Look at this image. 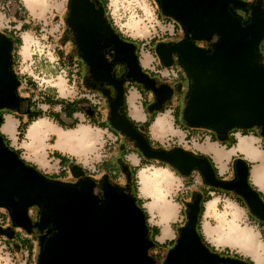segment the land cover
Segmentation results:
<instances>
[{
	"label": "water",
	"instance_id": "water-1",
	"mask_svg": "<svg viewBox=\"0 0 264 264\" xmlns=\"http://www.w3.org/2000/svg\"><path fill=\"white\" fill-rule=\"evenodd\" d=\"M158 1L160 14L177 20L190 38L170 46L160 42L155 47L163 66L172 65L173 54L177 53L188 75L189 89L180 121L187 127L224 132L264 127V60L260 51L264 40L263 0L249 5L246 20L229 8V4L246 7L248 2L244 0ZM103 14V8L96 9L90 0H70L66 20L78 37L74 40L78 56L91 77L115 88V97L109 104L110 125L134 140L144 157L163 161L183 175L197 169L205 183L242 194L250 211L264 219V201L249 183V168L244 160L236 162L235 181L219 180L206 157L195 156L182 147L170 151L152 148L126 114L119 111L124 103V79L114 77V62H125L126 78L154 93L156 110L170 99L174 89L180 90L181 84L176 88L158 84L142 69L137 43L123 40L108 27ZM214 35L219 37L216 43L212 42ZM195 41H207L209 46L199 47ZM14 44L11 37L0 32V112L23 111L26 106L17 93L18 77L11 69ZM107 47L113 50L114 62L104 55ZM2 120L0 114V125ZM20 157L0 135V207L7 208L12 223L28 234L33 225L49 226L42 235L45 240H40L36 264H156L151 253L156 243L149 235L145 210L136 198L110 186L107 177L99 182L101 195L93 196V180L83 176L78 165H73L71 172L80 181L69 183L43 175ZM122 167L130 180L127 166ZM201 197L198 192L187 204L186 222L161 264H248L220 255L203 242L196 228ZM31 207L38 209L34 222L28 214ZM6 233L13 236V230Z\"/></svg>",
	"mask_w": 264,
	"mask_h": 264
},
{
	"label": "crops",
	"instance_id": "crops-1",
	"mask_svg": "<svg viewBox=\"0 0 264 264\" xmlns=\"http://www.w3.org/2000/svg\"><path fill=\"white\" fill-rule=\"evenodd\" d=\"M70 1V0H69ZM0 3H7V0H0ZM18 0H13L9 9L5 10V14L3 17H0V24H9L11 23L12 31H8L5 29L2 33L8 35L12 39H18L21 41V44L17 47L15 46L12 51V55H16L17 58L21 61V58L25 61V63L29 60L35 58L36 62H38L39 74H43V71L46 68H43L44 62L50 60L51 62H55L56 58L59 57V65L63 68L69 69V77H71V86L68 91V95H61L58 91V88L53 86L51 83L44 81V78H41V81L37 80L35 82L31 81V79L24 77L19 79V84L22 86L23 91L26 93V99H21L26 102V106L23 111H17L15 113L2 114L3 120L0 125V132L4 134L9 140V144L11 147L12 140L16 137L18 131V125L21 122L30 121L32 117H35L37 111L41 112L37 108V104H40V107L43 108V112H41V116L47 113L49 116L54 117L55 121H59L63 127L74 126L70 123L73 113H82L79 117L81 121L87 118L93 125H98L99 129H107L112 138L115 140L114 144H110L109 150H117L119 152V159H115L114 162H110L105 160L102 165V168L105 170L101 175L102 179L107 177L111 181H116L120 179L127 180V185H129V180L127 178V174L123 170V165L127 166L128 171L131 173L133 169L137 168V166L141 163V159H143V155L139 152V149L135 145V142L131 139L127 138L125 135L121 134L119 131L115 130L109 123V114L110 107L108 103L107 96L102 95L98 89L92 87V85H87L84 82V76L88 74L87 66L85 63L81 61V59L73 53V45L71 43V39H68L65 35H61L58 41L53 42V38L56 36L57 32L67 33L70 30V27L67 24V17L69 13V3L67 5V13L63 15L51 16V8L59 9L61 5L56 2V0H52V4L50 7H45L44 9H40L38 7L32 8L34 15L39 17L40 24L30 25L28 23H24L20 32L18 33L15 29L17 26V22L24 21L28 19L27 12L23 10L22 6L20 10H17ZM41 24L43 25V32L41 29ZM32 29L30 31L29 29ZM178 34V36L182 33V30L178 28L176 25H171L170 27L165 28V31L162 34L170 33L173 31ZM30 34L33 38V43L29 48V53L24 55L22 53V45L24 43V35ZM46 37L45 39H41V37ZM160 35H157L159 38ZM165 36V35H164ZM178 36L172 37V35H167L165 38L161 40H175ZM156 37L155 35L152 36ZM161 40L153 42L150 39V44L145 47L144 45L138 44L137 42V55L142 66V69L147 72L151 77L155 78L157 83H164L169 85L170 87L176 88L178 84H181L180 90L174 89L173 95L170 97L168 101H166L162 108L156 110L153 107L155 102L154 93L146 88L139 87L133 80H128L124 84L125 94H124V103L119 107V111L126 114V116L133 122V124L137 127H141L143 129V135H148V138L151 142V147L161 148L165 150H172L176 146L173 144L170 148H165L163 146L164 140L166 137H175L178 139L179 144L183 145V149L187 152L194 154L195 156L206 157L210 162L213 163V167L217 171V176L219 178H226L223 173L231 171L230 166L235 159L236 153H243L249 157L250 160L255 161L257 159V153L254 155H248L244 151H240L237 148L239 137H247L251 140L252 147L255 149L254 144L255 141L252 139V136H259L254 129L248 130L243 135H237V133H242L241 130L235 131L230 130L225 134V136L220 137L217 135V132H213V130L204 128V127H187L177 118V111L180 107V95L183 96V100L188 91L189 79L185 71L181 68L178 62H173L171 65L177 71V77H167V78H159V73L157 70H161L162 73L167 74L171 67H166L161 64L159 55L155 52V47L160 43ZM15 43V42H14ZM157 43V44H156ZM51 48L53 52H55V56L45 54V48ZM38 53H37V52ZM33 54H38L39 57H36ZM46 58H49L46 60ZM18 61V60H17ZM24 67L28 66L25 64ZM15 71V70H14ZM13 72L18 77L19 75ZM20 77V76H19ZM51 77V76H50ZM51 79H53L51 77ZM66 80V79H65ZM69 81V80H67ZM39 87V91L37 92V88ZM78 89L80 91L83 90H91L93 93H99V97L97 99L100 100V103H94L93 98L89 99H76L74 103H70L69 100L76 97L78 94ZM144 91V92H143ZM54 92L58 93L55 94ZM179 92V94H177ZM35 93V99L29 98L32 94ZM43 96V100H40V97ZM69 96L70 98H68ZM25 97V96H24ZM30 101V104H29ZM50 106H54V110H50ZM62 106V108H61ZM134 110L135 113H134ZM159 116H165L164 118H160L162 121L159 125H156V120ZM7 117L12 122V125L9 129H3V125L7 120ZM40 117V116H39ZM159 119V118H158ZM151 120L150 124L147 128L144 127V121ZM32 123V122H31ZM54 124V122H51ZM157 126V127H156ZM28 128V125L27 127ZM161 130V131H160ZM154 131L156 135H154ZM160 133V134H159ZM159 134V135H158ZM104 133L102 132L103 136ZM24 138V134L22 138ZM159 139L160 142L157 143L156 140ZM148 141V140H147ZM187 141H191V147H189ZM150 144V143H149ZM13 148V147H12ZM63 150L59 149L54 152V156L48 162V166L55 171L57 168L64 169L61 171L60 175H53L52 177L56 180L69 182L74 181L79 177L73 176L71 172V167L75 165L72 161L68 160L61 153ZM256 151V150H255ZM134 153V154H130ZM220 153V154H219ZM255 156V157H254ZM126 157V159H125ZM221 157L220 162L216 159ZM216 158V159H215ZM62 159V161H60ZM156 160H153V163ZM165 166H170L166 164ZM172 167V166H171ZM172 169L177 173L178 176L182 177L187 185L192 188V191L184 192L181 194L180 199L183 201V211L180 215L183 217V223H177L170 226V220L176 215V205L171 202H160L156 201L155 197L153 198V203L145 206V201L140 199L141 205L143 206L146 214H147V222L151 229L153 240L156 242V252L159 255H163L168 248L175 242L178 237L179 230L184 225V221L186 219V207L187 201L192 199L194 194L198 192H205L208 190L209 193H216L218 191L209 187L211 185L202 183L201 175L199 174L197 169L191 170V172L187 175H183L179 173L175 168ZM256 167H252L249 165V177L255 182L253 177V170ZM258 169V168H257ZM83 176L92 177L94 174L86 172L84 169ZM137 172V171H136ZM136 175V173H135ZM262 181L264 184V174L262 175ZM261 184L260 182H256ZM178 184V182H177ZM204 184V185H202ZM207 184V185H206ZM264 194V192H262ZM148 193L145 192V195ZM225 194V193H224ZM208 201V200H207ZM205 204V203H204ZM210 212L215 214L216 209L211 207ZM204 214V210L202 212ZM199 225L201 229V223L203 220V215H201ZM152 221L151 223L149 221ZM202 232V231H201ZM21 243L15 244V249L19 252L22 249ZM255 256V252L251 253ZM258 257V254L256 256Z\"/></svg>",
	"mask_w": 264,
	"mask_h": 264
},
{
	"label": "clouds",
	"instance_id": "clouds-1",
	"mask_svg": "<svg viewBox=\"0 0 264 264\" xmlns=\"http://www.w3.org/2000/svg\"><path fill=\"white\" fill-rule=\"evenodd\" d=\"M61 5L59 9L51 8V16L63 15L67 13V5L69 0H56ZM251 2V0H250ZM13 0H7V3H0V17H3L5 10L9 9ZM52 0H18L17 10L21 9L27 12L28 19L17 22L16 31L21 34V28L24 23L30 25L40 24V19L34 15L30 5H43L50 7ZM151 9L149 13L147 10ZM158 9L155 5V0H107L106 10L103 14V19L106 21L109 28L114 30L120 35L126 36L131 40L139 41L138 47L144 45L147 47L150 44L152 34L160 35L158 25L149 22L148 16H156ZM12 31L11 23L0 24V32ZM43 32V25L41 24ZM32 31V29H29ZM65 35L68 39L77 40L76 33L70 30L67 33L57 32L53 38V42L58 41L61 35ZM165 35H174L173 31L165 33ZM46 37H41L45 39ZM219 37L214 35L212 42L216 43ZM78 54L79 49L73 46L72 49ZM21 67L17 70L18 74L25 75L28 78L34 79L37 75L35 70L29 71L24 67L25 61L21 58ZM33 64L36 61H32ZM59 78L63 76L66 80H71L69 77V69L63 68L59 65V57L55 62H49V67L43 71L40 78ZM35 82V81H34ZM71 86V84H70ZM39 87L37 88V92ZM22 98L23 93H19ZM93 98L94 103H100L99 93H93L91 90L80 91L75 98L70 99V103H74L76 99H89ZM35 99V93L31 97ZM43 100V96L40 97ZM23 107V105H21ZM37 108L43 112L40 104ZM62 108V106H61ZM50 110H54V106H50ZM82 113H73L70 123L74 126L63 127L59 121H55L54 117L49 116L47 113L38 117L28 125L24 131V138H20V133L17 131L16 137L12 140L11 147L21 153L20 159L26 163L34 165L37 170L43 175H59V172L64 170L57 168L53 171L48 162L54 156V152L59 150L58 145L63 140L67 143L68 147L62 151V155L86 172L93 173L91 177L93 180L92 195H101L98 187L102 179V173L105 171L102 168L105 160L114 162L119 159V152L115 149L109 150L110 144H114L115 140L112 138L111 133L107 129H100L104 133L103 136L97 138L95 135L98 125H93L85 118L83 121L79 119ZM54 122L53 129L44 128L41 130L39 136L31 135L32 128L41 124L43 121ZM27 123V121H25ZM147 123V121H144ZM57 129L63 135H59ZM90 130V131H89ZM256 132L262 133L259 136H252L255 141L254 147L257 153L255 161L250 160L249 157L243 153H236V159H242L249 163L252 167L260 169L264 174V127L257 125ZM243 135V133H237ZM160 142L159 139L156 140ZM191 147V141H187ZM173 144L178 147H183L175 137H166L163 146L170 148ZM134 154V153H130ZM126 159V157H125ZM219 172V169L217 170ZM226 178H230L231 173H223ZM88 179V177H82ZM135 190H129L127 187V180L120 179L116 181L109 180L108 183L113 188L119 189L123 195L145 201V206L153 203V198L160 202H171L176 205V215L170 220V226L177 223H183V217L180 213L183 211V201L180 199L181 194L184 192L192 191L184 179L177 175L171 166H165L159 160L151 164H144L142 161L137 166V172L134 177ZM178 182V184H177ZM251 187L258 192H264V184L254 182L251 177L249 178ZM145 192L148 194L145 195ZM210 199L204 204V214L201 223V231L203 235V242L209 245L216 252H224L228 250L233 255H240L244 259L251 261V264H264V230L260 229L259 225L252 224L247 219V209L243 208L236 200H233L227 195H219L217 193H209ZM210 206L216 209V213L210 212ZM152 222L151 220L149 221ZM255 252L256 256L251 253ZM25 257L27 253L24 254ZM150 255V252H149ZM0 264H21L19 258H14L13 253L6 252L0 254ZM22 264H27L26 259Z\"/></svg>",
	"mask_w": 264,
	"mask_h": 264
},
{
	"label": "rangeland",
	"instance_id": "rangeland-1",
	"mask_svg": "<svg viewBox=\"0 0 264 264\" xmlns=\"http://www.w3.org/2000/svg\"><path fill=\"white\" fill-rule=\"evenodd\" d=\"M248 1H250V0H248ZM251 1H253V0H251ZM106 5H107V0H106V4H105V10H106ZM155 5H156V7H157V9H158V11H157V13H156V16L155 17H153V16H151V15H149L148 16V20H149V22L150 23H152V24H154V25H158L159 26V30H160V35H163L162 33L165 31V28H168V27H170V29H171V23H169V21H171V19H173V18H171V17H168V18H164V16H162L161 14H160V12H159V7H160V5H159V1L158 0H155ZM30 7L31 8H34V7H38V8H40L41 10L42 9H44L45 8V6H43V5H30ZM149 13L151 12V9H148L147 10ZM153 35H155L156 37H157V35L155 34V33H153L152 34V36ZM125 38H127V39H129L128 37H126V36H124ZM162 38H165V36H160L158 39H157V41L158 40H161ZM131 40V39H130ZM132 41H134V42H139V41H136V40H132ZM33 43V38L31 37V35L30 34H25L24 35V43H23V45H22V53L24 54V55H27L28 53H29V48H30V46H31V44ZM37 52V51H36ZM45 54H47V55H51V53H52V55H54L55 56V52H53V50L50 48H48V47H46L45 48ZM38 53V52H37ZM36 57H39V55L38 54H36L35 55ZM32 59H34L35 60V58H33L32 57ZM47 59H49V58H46V60ZM18 60V61H17ZM31 59H29L25 64L28 66V69H29V71H33V70H35L36 72H37V75L35 76V78L39 81H41V75L42 74H39V66L37 65L38 64V62H36L35 64H30L29 63V61H30ZM36 61V60H35ZM21 61L17 58V56L15 55L14 56V54L12 55V63H11V69H12V71L13 72H15V71H17L20 67H21V63H20ZM49 62H51L50 60H47V62H44V63H42L43 64V68H48L49 67ZM25 64H24V66H25ZM15 70V71H14ZM17 74H18V71L16 72ZM19 76V79L21 78H24L25 77V75H20V74H18ZM32 81V80H31ZM44 81L45 82H47L48 81V83H51L53 86H55V87H57L58 88V91H59V93L61 94V95H68L67 93H68V91L70 90V84H71V80H69V81H67V80H65V78L63 77V76H60L59 78H53V79H51V77L50 76H48L47 78H44ZM34 82V81H33ZM23 93V96H25V98L24 99H26V93L23 91V88H22V86L19 84V82H18V85H17V93H18V95H19V97L21 98V95L19 94V93ZM144 92V91H143ZM55 94H58V93H56V92H54ZM177 94H179V92H177ZM68 98H70L69 96H67ZM182 104H183V96H181L180 95V107H179V110L177 111V118H179V114H180V111H181V108H182ZM135 111L136 110H134V113H135ZM2 112V111H1ZM1 112H0V114H1ZM17 112V111H16ZM8 114V113H12V112H9V111H3L2 112V114ZM13 113H15V112H13ZM164 118L165 116H159L158 118L160 119V118ZM157 118V119H158ZM31 124V123H30ZM49 124V125H48ZM12 125V122L10 121V119L7 117V120H6V122L4 123V125H3V129H9L10 128V126ZM40 126H41V128L40 129H38L37 131H36V133H35V135H33L34 137L35 136H39V134H40V132H41V130L42 129H44V128H47V129H50L51 130V128L53 129L54 128V124L53 123H51L50 121H47V120H45V121H43L41 124H39ZM52 126V127H51ZM252 129H255V128H252ZM161 131V130H160ZM160 134V133H159ZM158 134V135H159ZM95 135H96V137L97 138H99V137H101V135H102V132L100 131V129L98 128L97 130H96V132H95ZM154 135H156V133H155V131H154ZM157 136V135H156ZM59 148V147H58ZM59 149H62V150H64V148H59ZM220 154V153H219ZM216 159V158H215ZM220 159H221V157H219V158H217L216 160L217 161H219L220 162ZM48 177H51L52 175H47ZM202 181V183H204L203 182V179L201 180ZM202 185H204V184H202ZM217 194H219V195H227V196H229V197H231V195H229V193L228 192H225L224 190H218V192H216ZM225 193V194H224ZM196 197V194H194L193 196H192V199L193 198H195ZM232 198V197H231ZM192 199H189L188 201H187V204L188 203H190L191 201H192ZM242 206V205H241ZM243 208H245V209H247L245 206H242ZM32 208V207H31ZM7 209V208H6ZM188 210V208L186 207V211ZM6 213H7V215H8V217H10V213H9V211L8 210H6ZM35 214V213H34ZM203 215V214H202ZM201 219H202V217H201ZM247 219L249 220V221H251V223L252 224H256L257 225V222L255 221V219L249 214V212H248V210H247ZM184 224H185V221H184ZM261 225H259V227H260ZM5 229H9V230H13L14 231V237H13V239H12V237L11 238H7L6 236H2V235H0V254H6V252H11V253H13V255H14V258H16V257H18L19 258V261L21 262V264H22V262L26 259V257H25V253H27V251L25 250V248H24V246H22V249L23 250H20L19 252H17L16 251V249H15V244H19V243H21L22 241L15 235V234H17V233H19L20 234V236L22 237V238H28V239H32V244H33V249H32V256L28 259V260H26L27 261V264H35V261H36V254H37V252L39 251V249H40V241L37 239V237H36V235H34V234H28V233H26L22 228H20V227H17V226H15L12 222H9L8 223V226L5 228ZM260 229H262V230H264V228H261L260 227ZM172 246V245H171ZM156 249H157V247H154V248H152L151 249V253L155 256V258H156V264H161L162 262H163V259H164V255H165V253L163 254V255H159L157 252H156ZM169 249V248H168ZM167 249V250H168ZM166 250V251H167ZM223 253H226V252H223ZM228 254H231L229 251L227 252ZM231 255H233V254H231Z\"/></svg>",
	"mask_w": 264,
	"mask_h": 264
},
{
	"label": "flooded vegetation",
	"instance_id": "flooded-vegetation-1",
	"mask_svg": "<svg viewBox=\"0 0 264 264\" xmlns=\"http://www.w3.org/2000/svg\"><path fill=\"white\" fill-rule=\"evenodd\" d=\"M91 2H93V4H94V7L97 9V8H99L100 6L103 8V11L105 12V3H104V0H90ZM244 1H247L248 2V4H247V6L246 7H244V8H241V7H233L232 6V4H229V8H231V10H232V12H234L236 15H238V16H240L241 17V19H244V20H246L247 19V11H248V7H249V5L254 1H248V0H244ZM263 3H264V0H263ZM159 5H160V3H159ZM160 8V7H159ZM68 15H69V13H68ZM172 18V17H171ZM173 20H174V25H176L178 28H180L181 30H182V33L178 36V38L177 39H175V40H161L160 42H163V43H166L168 46H170V45H174V44H178V43H180V42H183V41H186V40H188V39H190V38H187L186 37V33H185V31H184V29H183V27H182V25L177 21V20H175L174 18H173ZM68 24V23H67ZM70 31L72 32V29L70 28ZM119 36L123 39V40H130V39H127V38H125L123 35H120L119 34ZM130 41H132V40H130ZM71 43H72V45L73 46H75L76 47V43H75V41L74 40H71ZM157 43H159V42H157ZM156 43V44H157ZM197 46H199V47H202V48H207L208 46H209V42H207V41H195L194 42ZM15 46H16V44H14V48H15ZM14 50V49H13ZM12 50V51H13ZM103 52H104V55H105V57L107 58V60H109V61H112V62H114V53H113V50L111 49V48H104V50H103ZM73 53H75L74 51H73ZM11 54H12V52H11ZM75 55H77L78 56V54L77 53H75ZM79 57V56H78ZM80 58V57H79ZM81 59V58H80ZM81 61L83 62V63H85L82 59H81ZM173 62H178V64L181 66V68L184 70V68H183V66L181 65V63H180V58H179V56H178V54L177 53H174L173 54ZM86 65V64H85ZM87 66V65H86ZM87 70H88V67H87ZM185 71V70H184ZM127 72V66H126V63L125 62H123V61H119V62H114V70H113V75H114V77L115 78H117V79H124V81H123V85L125 84V82L126 81H128V80H130L129 78H126V76H125V73ZM185 73H186V71H185ZM187 74V73H186ZM187 77H188V75H187ZM189 79V78H188ZM84 82L87 84V85H92V87L93 88H95V89H98L99 90V92L102 94V95H104V92H107V98H108V103L110 104V102H111V100H113L114 99V97H115V88H114V86L111 84V83H109V82H106V81H100V80H94L92 77H91V75H90V73L88 72V74H86L85 76H84ZM133 82L134 83H136L139 87H141V88H144V86L142 85V84H140V83H138V82H136V81H134L133 80ZM188 89H189V87H188ZM105 96V95H104ZM106 97V96H105ZM121 107V106H120ZM135 128L137 129V131L138 132H140L141 134H143V129L141 128V127H137V126H135ZM255 130V129H254ZM230 130H228L227 132H229ZM213 132H217V135L218 136H220V137H223V136H225V134L227 133V132H224V131H215V130H213ZM256 132V131H255ZM258 133V132H257ZM132 141H134V140H132ZM152 148H155V147H153L152 146ZM140 152V151H139ZM237 160H239V159H233V161H232V163H231V166H230V169H231V171H230V173H231V176H230V178H219V177H217L219 180H222V181H235L236 179H237V170H236V162H237ZM245 164L248 166V168H249V163H247L246 161H245ZM199 172V171H198ZM200 174V173H199ZM201 175V174H200ZM201 178H202V176H201ZM203 179V178H202ZM80 181V178L78 179H76V180H74V181H69V183H78ZM128 187H129V185H128ZM214 187V186H213ZM216 188H218V189H220V190H224L225 192H228L229 193V195H231V197H232V199L233 200H236L240 205H242V206H245L246 208H247V210H248V212H249V214L255 219V221L257 222V225H261L260 227L261 228H264V219H261V218H259L258 216H256V215H254L251 211H250V208H249V206H248V204H247V202H246V200H245V198H244V196L242 195V194H240V193H237V192H235L234 190H232V189H224V188H221V187H216ZM258 192V191H257ZM259 196L261 197V199L264 201V194L262 193V192H259ZM8 210V209H7ZM33 212H32V214H29V217H30V219H31V221L32 222H34L36 219H37V212H38V209L36 208V207H33ZM35 213V214H34ZM0 227L3 229V230H5V232H3V233H0V235H2V236H6L7 238H11L12 236H9L6 232H8V231H10L9 229H5L2 225H0ZM49 227V226H48ZM48 227L47 228H42V227H37L36 225H33L32 226V231H31V233L30 234H34V235H36V237H37V239L40 241V240H45V237L44 236H42V235H45L46 234V231H47V229H48ZM13 235H14V231H13ZM41 236V237H40ZM40 237V238H39ZM166 253V252H165ZM220 255H224V256H230V257H232V258H237L238 256H236V255H231V254H228V253H223V252H218ZM239 259V258H238ZM240 259H242V260H244L245 262H247L248 263V261L246 260V259H244V258H240ZM224 264H227V263H224ZM249 264V263H248Z\"/></svg>",
	"mask_w": 264,
	"mask_h": 264
},
{
	"label": "trees",
	"instance_id": "trees-1",
	"mask_svg": "<svg viewBox=\"0 0 264 264\" xmlns=\"http://www.w3.org/2000/svg\"><path fill=\"white\" fill-rule=\"evenodd\" d=\"M104 3L106 4V0H104ZM164 18H168V17H164ZM165 36H167V35H165ZM178 36V34L175 32L174 33V35H172V37H177ZM157 39H158V37H153V38H151V40L153 41V42H155V41H157ZM14 40V42H15V44H16V47L18 46V45H20L21 44V41L20 40H16V39H13ZM260 51H261V54H262V56H263V60H264V40L262 41V43L260 44ZM18 80H19V77H18ZM29 104H30V101H29ZM3 112V111H2ZM2 112H1V114H2ZM41 114V112H38L37 111V113H36V115H35V117H32L31 119H30V121H28L27 123H25V122H21L20 121V123H19V125H18V131H19V133H20V138H22V135L24 134V131H25V129H26V127H27V125H29L32 121H34V120H36L39 116H41L40 115ZM150 122H151V120H147V123H144V127L145 128H147L148 127V125L150 124ZM2 123V122H1ZM232 130H235V131H238V130H241L242 131V133L243 134H245L248 130H243V129H232ZM0 135H1V137H2V139H3V142H4V144L5 145H7L8 146V144H9V140L7 139V137L4 135V134H2L1 132H0ZM145 138L148 140V142L150 143V145H152L151 144V142H150V140H149V138H148V135H146L145 134ZM16 151V150H15ZM19 155H21V153L20 152H18V151H16ZM153 160H156V159H149V158H146V157H143V159H141V161L144 163V164H151V163H153ZM60 161H62V159L60 160ZM157 161V160H156ZM160 161V160H159ZM210 161V160H209ZM160 163L162 164V165H166L167 163H165V162H163V161H160ZM212 165H213V163L212 162H210ZM29 165H31V164H29ZM32 167H34V168H36L34 165H31ZM174 168V167H173ZM136 171H137V168H135V169H133V171H132V178H131V180L129 181V187L132 189V190H135V187H136V185H135V182H134V177H135V173H136ZM214 171H215V174H216V176H217V170H216V168H214ZM60 173H61V171L59 172V175H60ZM53 176V175H52ZM50 177V178H53V177ZM218 177V176H217ZM54 179V178H53ZM207 185V184H206ZM209 187H211V188H213L214 190H216V191H218V190H220V189H218V188H216V187H213V186H209ZM208 191H211V190H208ZM208 191H205V192H201V194H202V197H201V210H200V213H199V218H198V221H197V223H196V228H197V231H198V233H199V235H200V237L202 238V240H203V235H202V232H201V229H200V225H199V221H200V218H201V215H202V212H203V210H204V203L207 201V200H209L210 199V196H209V192ZM259 193V192H258ZM137 200V203L139 204V205H141V201H140V199H136ZM144 209V208H143ZM146 213V212H145ZM146 217H147V214H146ZM185 222H186V219H185ZM147 227H148V230H149V235H150V237L153 239V236H152V232H151V229H150V227H149V225H148V222H147ZM22 242H21V245H23L24 246V248H25V250L27 251V256H26V260H28L31 256H32V249H33V244H32V239H28V238H22L21 236H20V234L19 233H17V234H15ZM13 237L14 236H12V239H13ZM156 243V242H155ZM157 246V245H156ZM207 246H209V245H207ZM210 247V246H209ZM210 249L212 250V251H215V249H212L211 247H210ZM224 252H228V250H225ZM236 256H238L237 258H243L242 256H240V255H236ZM157 258V257H156ZM248 261V263L249 264H251V261H249V260H247ZM35 264H36V261H35Z\"/></svg>",
	"mask_w": 264,
	"mask_h": 264
},
{
	"label": "bare ground",
	"instance_id": "bare-ground-1",
	"mask_svg": "<svg viewBox=\"0 0 264 264\" xmlns=\"http://www.w3.org/2000/svg\"><path fill=\"white\" fill-rule=\"evenodd\" d=\"M162 120L161 119H157L156 120V125L158 126L159 123L161 122ZM49 125V124H48ZM156 126V127H157ZM52 127V126H51ZM41 126L40 125H37L36 127L32 128L31 130V135H35L36 131L38 129H40ZM52 129V128H51ZM90 131V130H89ZM57 132L59 135H63V133H60L59 130L57 129ZM59 148H64L66 149L68 147L67 143L65 141H61L60 144L58 145ZM237 148L240 150V151H244L246 154L248 155H254L256 154V151L255 149L252 147V144H251V140L247 137H239V142H238V145H237ZM62 150V149H61ZM255 157V156H254ZM253 177H254V180L255 182H260L261 184H263V181H262V173L260 171V169H254L253 170ZM214 209V208H213ZM211 210V206H210V209ZM216 213V212H215ZM255 256H257V253H255Z\"/></svg>",
	"mask_w": 264,
	"mask_h": 264
},
{
	"label": "built area",
	"instance_id": "built-area-1",
	"mask_svg": "<svg viewBox=\"0 0 264 264\" xmlns=\"http://www.w3.org/2000/svg\"><path fill=\"white\" fill-rule=\"evenodd\" d=\"M169 23H171V25H173L174 20L171 19V21H169ZM164 35L165 34L160 35V36H164ZM33 55H35V54H33ZM32 61H35V60L34 59H31L29 61V63L32 64ZM166 67H169V66H166ZM170 67H171V65H170ZM157 71H158V73L160 75L159 78L177 77V71L174 68H172V67H171V69L169 70V72L167 74L162 73L161 70H157ZM25 77H26V79L28 78L27 76H25ZM29 79H31L32 81H37L36 78H34V79L29 78ZM32 209H33V207L28 210V214H32V212H33ZM6 210L7 209L5 207H0V225H2L4 228H6L8 226V223L9 222H12L11 221V218L8 217V215L6 213Z\"/></svg>",
	"mask_w": 264,
	"mask_h": 264
}]
</instances>
